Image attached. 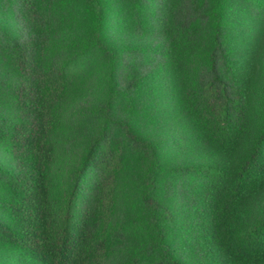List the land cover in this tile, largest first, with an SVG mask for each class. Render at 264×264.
Listing matches in <instances>:
<instances>
[{
  "label": "trees",
  "instance_id": "16d2710c",
  "mask_svg": "<svg viewBox=\"0 0 264 264\" xmlns=\"http://www.w3.org/2000/svg\"><path fill=\"white\" fill-rule=\"evenodd\" d=\"M80 121L95 129L64 144L77 163L59 181L55 136ZM172 122L198 165L155 140ZM3 154L14 264H264V0H0Z\"/></svg>",
  "mask_w": 264,
  "mask_h": 264
},
{
  "label": "rangeland",
  "instance_id": "374dc122",
  "mask_svg": "<svg viewBox=\"0 0 264 264\" xmlns=\"http://www.w3.org/2000/svg\"><path fill=\"white\" fill-rule=\"evenodd\" d=\"M244 18L240 17L239 22ZM243 26L244 24H239ZM82 24L77 22L68 31L66 40L72 41L75 36L81 33ZM235 36H240L242 42L239 43L241 47V52L238 54L240 59L246 58V53L249 50L247 41V36L241 37L244 33V29L241 27L237 28L235 31ZM257 79V76H256ZM78 90L73 97L72 106L68 117L72 118L77 116L81 111L91 108L103 95L104 83L102 79H96L94 81L87 82L83 85L79 84ZM71 123V122H70ZM95 129L93 125H88L85 122H78L76 126L67 125L63 127L55 136V143L59 149H61V155L58 157L56 166V177L59 181L61 178L65 177L70 168L73 167L77 158L65 157L64 158V144H71L75 147L83 146L85 144V139L91 134ZM154 135L155 140L164 141L165 145L170 149L168 152L167 159L170 160L172 166H195L199 164L200 151L198 148L193 146V140L186 130L184 125L171 123L170 126H165L160 129H154L151 131ZM161 147H164L161 145ZM0 162L5 164L9 163V160L3 154L0 156ZM77 163V162H76ZM13 255L11 252H1L0 253V264H14Z\"/></svg>",
  "mask_w": 264,
  "mask_h": 264
}]
</instances>
